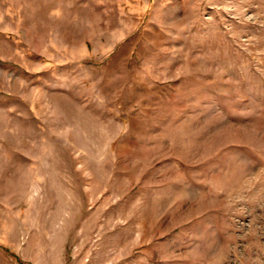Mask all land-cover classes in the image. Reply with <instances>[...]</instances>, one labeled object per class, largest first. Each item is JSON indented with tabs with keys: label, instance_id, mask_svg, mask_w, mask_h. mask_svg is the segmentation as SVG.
Segmentation results:
<instances>
[{
	"label": "rangeland",
	"instance_id": "rangeland-1",
	"mask_svg": "<svg viewBox=\"0 0 264 264\" xmlns=\"http://www.w3.org/2000/svg\"><path fill=\"white\" fill-rule=\"evenodd\" d=\"M0 264H264V0H0Z\"/></svg>",
	"mask_w": 264,
	"mask_h": 264
}]
</instances>
